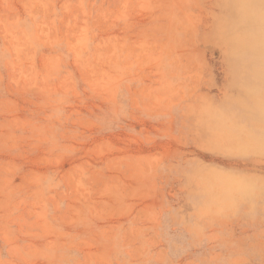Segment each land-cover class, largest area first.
<instances>
[{"label":"rangeland","instance_id":"obj_1","mask_svg":"<svg viewBox=\"0 0 264 264\" xmlns=\"http://www.w3.org/2000/svg\"><path fill=\"white\" fill-rule=\"evenodd\" d=\"M263 53L264 0H0V264H264Z\"/></svg>","mask_w":264,"mask_h":264},{"label":"bare ground","instance_id":"obj_2","mask_svg":"<svg viewBox=\"0 0 264 264\" xmlns=\"http://www.w3.org/2000/svg\"><path fill=\"white\" fill-rule=\"evenodd\" d=\"M259 44H260V36H252V38H248L247 41H245V45L248 48H253V47L256 48ZM262 55H264V53ZM263 63H264V58H263ZM258 100H260L258 114L264 117V98L262 100L261 99Z\"/></svg>","mask_w":264,"mask_h":264}]
</instances>
